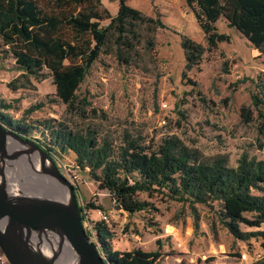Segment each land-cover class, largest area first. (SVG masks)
<instances>
[{
    "label": "rangeland",
    "instance_id": "374dc122",
    "mask_svg": "<svg viewBox=\"0 0 264 264\" xmlns=\"http://www.w3.org/2000/svg\"><path fill=\"white\" fill-rule=\"evenodd\" d=\"M102 2L113 15L117 14L120 0ZM126 3L147 17L161 19L173 30L152 22L138 24L141 41L129 63L119 61L111 35L112 40L103 48L78 91L80 98L86 96L91 102L87 109L70 110L58 97L50 74L43 80H32V85L25 88L12 89L9 82L19 71L13 68L12 59H1L0 39V98L13 105L11 117L32 125L56 118L73 128L95 129L101 138L107 137L115 145L126 132L142 135L154 143L176 134L207 156L227 154L232 165L244 152L264 158V132L259 130L262 119L259 107L252 103L255 93L264 112V90L256 86V82L264 84V53L228 25L239 21L241 10L237 0H227L224 15L216 23L218 31L228 34L229 39L207 49L201 64L187 72L186 79L182 77L186 57L179 33L208 48L187 0ZM189 80L196 81L197 86ZM36 105L41 108L28 111ZM243 107L250 109L251 119L247 122L242 118ZM41 130L35 129L33 136L41 138ZM64 159L74 164L73 153H65ZM68 180L78 188L83 203L93 202L108 210L109 225L115 234L114 249L159 250L160 264H249L264 254V238L234 239L206 206L198 205L200 226L195 230L194 216L182 203L141 193L140 197L150 200L154 208L129 214L118 209L109 192L99 189L87 174L81 172L77 180ZM216 206L220 207L218 203ZM96 210H86V230L93 242V223L99 220ZM242 227L264 230V224L260 228ZM0 264H4L1 259Z\"/></svg>",
    "mask_w": 264,
    "mask_h": 264
},
{
    "label": "trees",
    "instance_id": "16d2710c",
    "mask_svg": "<svg viewBox=\"0 0 264 264\" xmlns=\"http://www.w3.org/2000/svg\"><path fill=\"white\" fill-rule=\"evenodd\" d=\"M187 2L205 34L208 48L179 33L186 57L184 79L187 72L201 64L207 49L229 39L228 34L218 31L216 24L224 15L227 0ZM237 5L241 10L239 21L228 25L264 53V0H237ZM149 22L171 29L161 19L147 17L128 5L126 0H120L115 15L102 0H0L1 59H12L13 68L19 71L9 86L19 90L50 74L58 97L70 110L87 109L91 102L86 96L80 98L78 91L103 48L112 40L111 35L119 61L129 63L141 41L138 24ZM189 81L197 86L196 81ZM256 86L264 90V84L256 82ZM252 103L259 107V130L264 132V112L255 93ZM12 108L10 102L0 98L3 125L38 143L53 159L65 160V153H73L78 172L87 174L99 189L108 191L118 209L129 214L151 210L154 204L140 194L159 195L187 205L194 216L195 230L200 226L198 205H203L215 213L234 239L264 238V230L242 227L260 228L264 224V158L244 152L232 165L227 154L207 156L176 134L154 143L142 135L126 132L115 145L107 137L101 138L95 129L73 128L56 118L38 121V125L26 124L11 117ZM39 108L41 105L31 106L28 111ZM84 111L83 116L87 117ZM242 118L244 122L251 119L250 109L242 108ZM35 129H42L41 138L33 136ZM77 198L83 221L88 220L86 210L103 209L93 202L83 203L78 193ZM93 230L95 243L109 264H160L159 250L114 249L115 234L109 224L96 220ZM249 264H264V254Z\"/></svg>",
    "mask_w": 264,
    "mask_h": 264
},
{
    "label": "water",
    "instance_id": "95a60500",
    "mask_svg": "<svg viewBox=\"0 0 264 264\" xmlns=\"http://www.w3.org/2000/svg\"><path fill=\"white\" fill-rule=\"evenodd\" d=\"M0 251L10 264H109L87 234L75 185L38 143L1 122Z\"/></svg>",
    "mask_w": 264,
    "mask_h": 264
},
{
    "label": "built area",
    "instance_id": "2783aa9c",
    "mask_svg": "<svg viewBox=\"0 0 264 264\" xmlns=\"http://www.w3.org/2000/svg\"><path fill=\"white\" fill-rule=\"evenodd\" d=\"M57 166L59 167L61 173L67 178V179H73V180H77L78 176H79V172L78 170L74 167V164H70L68 161L63 160V159H54ZM108 192V191H107ZM115 204V201H114ZM98 212L99 215V220L103 221L107 224H109L110 222V213L108 211H106L105 209L102 208H97L96 210ZM87 223L88 220L85 218L84 221V226L85 228L87 227ZM87 229V228H86ZM87 231V230H86ZM95 233V232H94ZM87 234L90 238V240L92 241V236L89 234V232L87 231ZM1 261H3L4 264H10L5 258L4 256L1 254L0 256Z\"/></svg>",
    "mask_w": 264,
    "mask_h": 264
},
{
    "label": "bare ground",
    "instance_id": "6f19581e",
    "mask_svg": "<svg viewBox=\"0 0 264 264\" xmlns=\"http://www.w3.org/2000/svg\"><path fill=\"white\" fill-rule=\"evenodd\" d=\"M25 164H26V166L24 167L25 168L24 169L25 172L22 175L25 176L28 180L31 179V181L29 183H30V185H32V183H33L32 181L34 180V177H33L32 173H31L32 171H31V168L29 167V164L27 162ZM6 174L8 176H10V167H8V166L6 168ZM26 186H29V185H26ZM72 261H73V258H72ZM72 261H70L69 264H71Z\"/></svg>",
    "mask_w": 264,
    "mask_h": 264
},
{
    "label": "crops",
    "instance_id": "0c3cea01",
    "mask_svg": "<svg viewBox=\"0 0 264 264\" xmlns=\"http://www.w3.org/2000/svg\"><path fill=\"white\" fill-rule=\"evenodd\" d=\"M105 210H106V211H108L106 208H105ZM90 212H91V211H90ZM125 213H126V212H125ZM86 217L88 218V216H87V215H86ZM92 217H94V216H92Z\"/></svg>",
    "mask_w": 264,
    "mask_h": 264
}]
</instances>
